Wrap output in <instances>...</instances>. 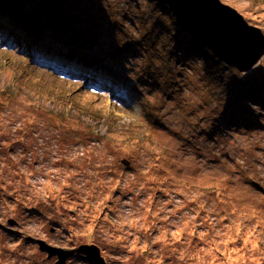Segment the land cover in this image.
I'll return each mask as SVG.
<instances>
[{
	"label": "rangeland",
	"instance_id": "rangeland-1",
	"mask_svg": "<svg viewBox=\"0 0 264 264\" xmlns=\"http://www.w3.org/2000/svg\"><path fill=\"white\" fill-rule=\"evenodd\" d=\"M41 1L0 0V264H53L29 238L99 242L105 264H264V56L239 73L174 51L193 38L157 0ZM220 1L264 34V0ZM35 21L69 44L13 33Z\"/></svg>",
	"mask_w": 264,
	"mask_h": 264
},
{
	"label": "water",
	"instance_id": "water-1",
	"mask_svg": "<svg viewBox=\"0 0 264 264\" xmlns=\"http://www.w3.org/2000/svg\"><path fill=\"white\" fill-rule=\"evenodd\" d=\"M31 3L36 0H28ZM185 27L195 42L210 51L213 57L239 73H246L264 56V34L249 25L243 16L220 0H158ZM64 0H42L41 5L51 11H62ZM12 224L14 222L12 221ZM39 251L56 257L54 264H65L74 252L55 248L37 240ZM82 252L96 264H105L99 248L81 245Z\"/></svg>",
	"mask_w": 264,
	"mask_h": 264
},
{
	"label": "trees",
	"instance_id": "trees-1",
	"mask_svg": "<svg viewBox=\"0 0 264 264\" xmlns=\"http://www.w3.org/2000/svg\"><path fill=\"white\" fill-rule=\"evenodd\" d=\"M27 2H28V0H27ZM28 3H30V2H28ZM158 6H160V7H162V5L161 4H159L158 3ZM8 8H10L9 6L7 7V9ZM163 8H165V6H163ZM16 11H18V8H17V10ZM5 17L4 16H0V25L1 24H4V21L5 20H3ZM174 22H175V20H174ZM32 26L30 27V30H28V31H26L25 30V28H20V27H18V28H16V29H14L13 30V33L15 34V35H17L18 33H25L27 36H29L30 38H32V39H34V40H36V41H40L43 37H45V36H50V37H52V39H53V42H54V44H51L54 48H56V47H63V45H68L69 44V42H68V32H65V33H63L60 37H57V38H53V35L55 34V32H52L51 33V29H50V26H48L47 24H45V25H43L42 23H40L39 21H35V22H33L32 24H31ZM178 25V24H177ZM37 28H40V29H38V30H35V29H37ZM3 28H0V31L2 30ZM182 30L184 31L185 29H183L182 28ZM36 31V32H35ZM191 41L192 42H194V40L193 39H191ZM197 44V43H196ZM198 45V44H197ZM196 47H198L199 48V45L198 46H196ZM193 48V47H192ZM197 49V48H196ZM204 51V50H203ZM205 51H206V53H207V60L208 61H213V64H215V65H219V62L212 56V55H210L208 52H207V50L205 49ZM205 51H204V53H205ZM217 70V69H216ZM249 97L252 99L251 101H255V98L257 97L256 95H254V96H252L251 94H249ZM81 116H83V115H86V114H80ZM139 228H142V227H140V226H138ZM153 228V227H152ZM141 232H144V230L143 229H141V231L139 232V233H141ZM147 233H149V235H150V237L152 236V235H156L155 234V230L154 229H150V230H148L147 231ZM92 244V243H91ZM89 245V244H88ZM97 245H100V243L98 242L97 243ZM154 245L155 246H158L159 245V243L158 242H154ZM74 256V255H73ZM70 259V258H69Z\"/></svg>",
	"mask_w": 264,
	"mask_h": 264
},
{
	"label": "bare ground",
	"instance_id": "bare-ground-1",
	"mask_svg": "<svg viewBox=\"0 0 264 264\" xmlns=\"http://www.w3.org/2000/svg\"><path fill=\"white\" fill-rule=\"evenodd\" d=\"M37 1V0H36ZM158 1V0H157ZM159 2V1H158ZM28 3V2H27ZM31 3V2H30ZM35 3V2H34ZM34 3H32V4H34ZM163 5V4H162ZM165 6V5H164ZM166 7V6H165ZM167 8V7H166ZM167 10H168V8H167ZM169 11V10H168ZM170 12V11H169ZM170 14L173 16V14L170 12ZM173 18L175 19V17L173 16ZM244 18V17H243ZM175 21L177 22V20L175 19ZM178 23V22H177ZM249 25H252V24H250L249 22H247ZM179 24V23H178ZM180 25V24H179ZM252 26H254V25H252ZM254 27H256V28H258V29H260L259 27H257V26H254ZM0 28H4V27H0ZM185 28V27H184ZM187 30V29H186ZM188 31V30H187ZM189 32V31H188ZM192 36V35H191ZM189 37H186L185 36V40L184 41H182V40H177V42H176V44L174 45V51L176 50H180V51H182L181 53H184V51H185V49H187L188 48V46H184L185 44H186V42H188L189 44V46L190 47H193V48H195V51H194V54L192 55L193 57H195V56H198V55H203L204 54V51H205V48H203V47H201L199 44V48L198 47H196V46H198L197 44H196V42H195V40H194V38H193V40H194V42H192V41H190L189 39H188ZM197 48V49H196ZM204 50V51H203ZM29 53H30V56H32L33 54H35V52H31V51H29ZM36 54H37V52H36ZM55 56H56V53H55ZM190 60V59H189ZM32 61H33V59H32ZM38 62V61H37ZM35 64H42L41 62H38V63H35ZM44 64V63H43ZM46 64V63H45ZM46 66V65H45ZM47 67H48V65H47ZM52 69V68H51ZM61 69V71H63L64 72V74L66 75V76H68V77H71V78H73V79H78L77 78V76L76 75H73L72 73H70V72H66L65 70H64V68L62 69V68H60ZM54 71V70H53ZM102 83H106V80L105 81H102V82H100V83H98V85L100 84H102ZM95 86V85H94ZM93 86V87H94ZM260 89H262V90H264V86L263 87H261ZM235 100H236V98H235ZM260 104H262V103H264V93L262 94V97L260 98ZM238 111H240L239 109H237L235 112H231L232 114H235V116H233L232 118H231V115H229V118H230V120H231V122H236L237 121V116L238 117H240V112H238ZM246 113L248 114V116H249V113H251L250 111H246ZM228 117V116H227ZM220 119H222V117H220V118H218L216 121H215V123H218V121L220 120ZM14 222V221H13ZM29 241H31L32 243H34L37 247H38V244H37V240L36 239H32V238H29L28 239ZM84 245H88V244H84ZM89 245H91V244H89ZM94 245H96V244H94ZM97 246V245H96ZM98 247V246H97ZM99 248V247H98ZM77 250V249H76ZM76 250H73V251H75L76 252ZM99 250H100V248H99ZM77 254H82L83 256H82V258L86 261V262H89V261H92V260H90L88 257H84V256H86V254H84V253H82V252H76ZM100 254H101V251H100ZM73 255L74 254H71L70 255V257H68V259L69 258H73ZM101 257H102V255H101ZM68 259H66V260H68ZM102 259H103V257H102ZM104 261H105V259H103ZM56 261V260H55ZM54 264V263H53ZM65 264H66V262H65ZM89 264H92V263H89Z\"/></svg>",
	"mask_w": 264,
	"mask_h": 264
},
{
	"label": "clouds",
	"instance_id": "clouds-1",
	"mask_svg": "<svg viewBox=\"0 0 264 264\" xmlns=\"http://www.w3.org/2000/svg\"><path fill=\"white\" fill-rule=\"evenodd\" d=\"M65 1H66V0H65ZM28 2H29V1H28ZM40 5H41V4H40ZM41 6H42V5H41ZM64 6H65V2H63V10L66 8V6H65V8H64ZM42 7H43V6H42ZM43 8H45V7H43ZM45 9H46V8H45ZM46 10H48V9H46ZM63 10H62V11H63ZM49 11H51V10H49ZM62 11H60V12H62ZM52 12H59V11H51V13H52Z\"/></svg>",
	"mask_w": 264,
	"mask_h": 264
},
{
	"label": "flooded vegetation",
	"instance_id": "flooded-vegetation-1",
	"mask_svg": "<svg viewBox=\"0 0 264 264\" xmlns=\"http://www.w3.org/2000/svg\"><path fill=\"white\" fill-rule=\"evenodd\" d=\"M64 2H65V0H64ZM35 4V3H34ZM65 8V7H64Z\"/></svg>",
	"mask_w": 264,
	"mask_h": 264
}]
</instances>
